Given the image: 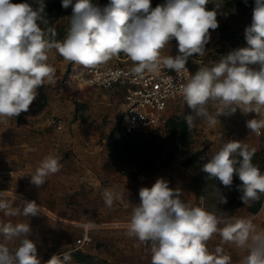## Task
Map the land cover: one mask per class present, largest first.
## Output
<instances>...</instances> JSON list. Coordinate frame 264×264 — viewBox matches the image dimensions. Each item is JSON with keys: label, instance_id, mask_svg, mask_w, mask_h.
I'll return each mask as SVG.
<instances>
[{"label": "clouds", "instance_id": "1", "mask_svg": "<svg viewBox=\"0 0 264 264\" xmlns=\"http://www.w3.org/2000/svg\"><path fill=\"white\" fill-rule=\"evenodd\" d=\"M247 4V0H244ZM209 0H165L152 7L151 0H110L100 7L91 0H62L61 6L72 7L69 29L62 42L54 47L66 60L85 67L108 61L120 53L135 65L132 71L141 74L158 67L160 52L173 39L178 54L164 60L175 70L185 68L188 58L204 56L210 42V29L219 27L217 3L209 10ZM35 5V6H34ZM44 0H0V119L15 118L28 112L37 98V89L54 78L55 69L47 63L53 43L46 38L41 23L47 24ZM52 35L54 31L49 29ZM245 47L236 48L219 60L200 67L180 88L183 100L191 110L184 114L189 128L197 119L215 124L221 115L260 114L264 109V0H254L250 25L245 27ZM248 129L256 135L264 129V120L251 119ZM255 149L240 141H229L215 152L202 171L218 179L225 187L233 185V176L242 182L237 190L244 204L264 194V173L253 164ZM60 158L46 156L40 161L31 183L37 187L50 174L60 171ZM111 206L113 195L103 193ZM140 203L134 205L127 234L147 245L151 264H230V257L217 247L210 252L206 242L219 232L223 241L247 248L243 264H264V232H256L251 223L238 220L224 228L215 214L193 207L182 199L180 189L158 178L151 186L139 190ZM219 203L227 197L219 193ZM16 199V198H15ZM0 210L10 216H35L39 206L35 201H21L13 207L0 200ZM91 222L85 227H92ZM27 223H0V264H40L37 248L28 239ZM19 241L10 248L9 242ZM72 257L53 255L47 264H70Z\"/></svg>", "mask_w": 264, "mask_h": 264}, {"label": "rangeland", "instance_id": "2", "mask_svg": "<svg viewBox=\"0 0 264 264\" xmlns=\"http://www.w3.org/2000/svg\"><path fill=\"white\" fill-rule=\"evenodd\" d=\"M157 3V0H151L152 6ZM94 5L104 7L99 0H94ZM217 20L234 30L235 38L222 40L219 27L210 29L207 53L189 57L185 65L191 69L192 75L205 64L211 66L210 61L219 60L230 51L246 46L244 30L250 25L248 13L237 6L226 9L221 5ZM69 21V16L58 21L64 26V35L58 42L66 38ZM177 54V42L173 39L161 50L159 61L164 64L165 59ZM47 55V63L55 69L54 78L37 89V98L28 112H22L15 118L0 119V200L13 203V207L19 206L23 200L35 201L39 206V213L29 217L5 215V211L0 210V223L30 225L28 239L36 245L40 264H47L62 248L70 251L67 253L72 257L70 264L74 263L77 252L91 255L97 264H151L149 247L130 237L127 230L132 208L140 203L139 190L151 188L158 178L168 181L170 188L180 189L182 199L191 206L215 214L220 221L218 228L243 220L251 223L256 232H264V200L255 213L247 209L248 203L230 211L219 206L218 201L206 202L194 188L193 169L181 164L183 158L197 149H203L210 159L229 141L260 146L264 129L256 135L248 129L246 122L255 118L264 120V109L259 115L244 114L237 109L233 115L219 116L215 124L197 119V124L192 127L190 144L177 147L174 158L166 166L131 178L123 175L113 164L106 146V138L112 130H120L122 95L114 88L78 86L74 75L85 66L66 61L54 45ZM104 64L134 63L121 53ZM77 102L83 104L78 126H69L72 121L69 120L68 108ZM184 114H191V110L181 95L169 103L165 117ZM51 118L62 121L60 129L49 123ZM49 155L61 157L60 171L50 174L46 182L37 187L31 183L30 175L35 174L40 161ZM106 189L113 195L111 206L105 203L103 193ZM50 211L60 218L54 215L57 221H51L48 217L53 216ZM89 222L93 226L85 227ZM85 228L89 229L92 241L77 248L75 241ZM228 243L217 232L206 246L213 253L219 247L226 255L231 249ZM18 244L16 240L9 242L8 246L15 248Z\"/></svg>", "mask_w": 264, "mask_h": 264}, {"label": "trees", "instance_id": "3", "mask_svg": "<svg viewBox=\"0 0 264 264\" xmlns=\"http://www.w3.org/2000/svg\"><path fill=\"white\" fill-rule=\"evenodd\" d=\"M157 4H163L165 0H157ZM13 3H21L24 0H12ZM29 3L32 0H28ZM45 18L48 23H41V29L45 32L46 38L53 44L59 41L64 35V26L58 24V21L66 16L72 15V7L67 9L61 6L62 0H44ZM94 4V0H91ZM99 2L106 6L110 0H99ZM75 3V0H73ZM219 3L224 8L240 7L249 15V24L252 19V10L254 7V0H217L216 2L209 1L207 8L214 10L215 5ZM154 4L152 7H155ZM35 6V5H34ZM217 11V17L219 9ZM54 31L52 35L48 30ZM220 38L225 41H230L235 38L236 32L231 30L228 25L219 24ZM121 54V53H120ZM83 104L76 103V110L74 118H77V110H81ZM192 127L189 128L185 122L184 115H171L166 118L164 125V132L156 135L152 132H134L131 134H124L121 130L116 128L108 135L106 146L108 153L114 165L118 166L120 172L128 177L135 178L140 173L151 172L157 170L161 166H166L168 161L174 158L175 149L179 146H187L191 142ZM259 148L255 149L252 157L253 164L257 165L261 172L264 173V134L260 138ZM203 149H197L181 160V164L185 167L193 169L192 182L196 192L199 196L205 197L206 202H219V193L227 197V204H219L229 208L230 211L244 205L241 201V192L237 190V185L242 182L237 176H233V185L228 188L225 187L218 179L209 178L207 173L202 171V166L209 162ZM264 194L259 195V199L250 201L247 204V209L255 213L263 203ZM85 260L92 261L91 256H85Z\"/></svg>", "mask_w": 264, "mask_h": 264}, {"label": "built area", "instance_id": "4", "mask_svg": "<svg viewBox=\"0 0 264 264\" xmlns=\"http://www.w3.org/2000/svg\"><path fill=\"white\" fill-rule=\"evenodd\" d=\"M134 67V64L108 65L102 63L92 67H83L74 75V79L80 87L122 89L123 111L120 127L124 134L152 132L160 135L164 132L166 108L171 100L182 95L180 88L192 76L191 69L185 66L184 69L178 71L159 61L154 71L145 70L141 74H136L132 71ZM49 123L59 129L62 126L59 118H51ZM91 241L92 237L88 233V228H85L75 243L77 248H80L89 245ZM79 264L96 263L82 261Z\"/></svg>", "mask_w": 264, "mask_h": 264}, {"label": "crops", "instance_id": "5", "mask_svg": "<svg viewBox=\"0 0 264 264\" xmlns=\"http://www.w3.org/2000/svg\"><path fill=\"white\" fill-rule=\"evenodd\" d=\"M114 89L117 90L122 95L121 98H122V101H123V91H122V89L121 88H117V87L114 88ZM77 103H79V102H77ZM68 110H70V118H69V120L72 121V122H70V125L69 126H74V125H77L78 126V122H79L78 120H79V116H80V113H81L82 110L79 109V110L76 111V115L78 116L77 118H74V114H75V110H76V103H72L69 106ZM248 147L251 148V149L252 148L258 149L259 148V146L256 145V144H254L253 147L252 146H248ZM4 191H6V190H4ZM50 213L53 216L49 215L48 216L49 219L51 221H57L56 218H55V216L57 214H54L51 211H50ZM56 217H59V216L57 215ZM228 246L231 247V249H230V252L229 251L226 252V255L228 257H230V264H243V260L247 256V254H248L247 248L237 247L234 243H231V242L228 243ZM69 252H70L69 250H67V249L65 250V249L62 248L57 253H55V255L61 256V258H62L64 253H69ZM85 256H91V255H89V254H81L80 252L75 253L74 263H71V264H79L82 261H87V260H85ZM92 262H94L93 261V257H92Z\"/></svg>", "mask_w": 264, "mask_h": 264}]
</instances>
